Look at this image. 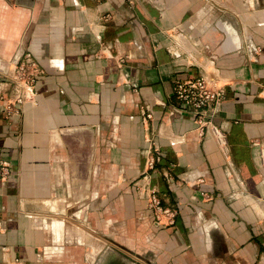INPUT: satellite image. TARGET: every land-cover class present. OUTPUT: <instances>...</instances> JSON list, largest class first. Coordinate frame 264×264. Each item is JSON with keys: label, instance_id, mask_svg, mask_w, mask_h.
<instances>
[{"label": "crops", "instance_id": "0c3cea01", "mask_svg": "<svg viewBox=\"0 0 264 264\" xmlns=\"http://www.w3.org/2000/svg\"><path fill=\"white\" fill-rule=\"evenodd\" d=\"M23 53L43 73L15 112L6 71ZM197 76L225 89L224 150L174 97ZM148 142L170 225L136 192ZM262 146L264 0H0V264L128 263L118 246L150 264H264Z\"/></svg>", "mask_w": 264, "mask_h": 264}, {"label": "built area", "instance_id": "2783aa9c", "mask_svg": "<svg viewBox=\"0 0 264 264\" xmlns=\"http://www.w3.org/2000/svg\"><path fill=\"white\" fill-rule=\"evenodd\" d=\"M170 36L184 34L181 25H175L168 30ZM171 33V34H170ZM179 48V42L177 44ZM254 49V48H253ZM43 73L42 68L29 53H23L20 59L11 68L10 74L6 75L5 83L11 85L10 107L12 111H20L25 102H34V85L39 75ZM173 94L179 103L187 109L185 114L197 125L202 135L205 129H209L217 145L224 150L226 140L222 132L213 124L217 106L221 104L225 96V89L216 85L205 76L194 78H179L173 83ZM4 99V95L1 96ZM8 108V107H7ZM8 110V109H7ZM150 114H147V118ZM261 156L264 157V146ZM162 154L154 144L147 143L144 150V171L136 183V192L140 198L145 200L148 210L151 212L157 226L170 225L174 222L179 212L178 208H167L161 204L158 192L150 182V171H153L156 164L161 160ZM0 174L6 177L9 174L8 167L2 166ZM167 180H171L168 172H163ZM264 229V216L261 218Z\"/></svg>", "mask_w": 264, "mask_h": 264}, {"label": "rangeland", "instance_id": "374dc122", "mask_svg": "<svg viewBox=\"0 0 264 264\" xmlns=\"http://www.w3.org/2000/svg\"><path fill=\"white\" fill-rule=\"evenodd\" d=\"M12 68V67H11ZM11 68L9 69V70H7L6 71V73H9L10 74V72H11ZM149 143V142H148ZM112 250V253H114L115 255H120V254H125V255H127V256H129V257H131V258H133L134 259V261H136L135 263H132V262H129L128 261V263H126V264H149L148 262H146V261H144L143 259H141V258H138V256H134V255H132L131 253H130V251H128L126 248H124V247H120V246H118V247H113V248H111ZM132 251V250H131ZM121 256V255H120ZM123 258H124V256H122Z\"/></svg>", "mask_w": 264, "mask_h": 264}, {"label": "water", "instance_id": "95a60500", "mask_svg": "<svg viewBox=\"0 0 264 264\" xmlns=\"http://www.w3.org/2000/svg\"><path fill=\"white\" fill-rule=\"evenodd\" d=\"M128 251H130V253L132 254V255H134V256H138L134 251H131V250H128ZM114 254V253H113ZM121 256H124V258H126L127 256H125V254H120ZM127 260L129 261V262H132V263H135L134 262V260H132V258L131 257H127ZM149 263V262H148ZM150 264V263H149Z\"/></svg>", "mask_w": 264, "mask_h": 264}]
</instances>
